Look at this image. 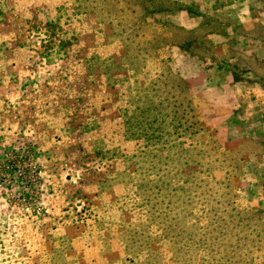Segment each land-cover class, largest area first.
<instances>
[{
  "label": "rangeland",
  "instance_id": "374dc122",
  "mask_svg": "<svg viewBox=\"0 0 264 264\" xmlns=\"http://www.w3.org/2000/svg\"><path fill=\"white\" fill-rule=\"evenodd\" d=\"M174 256L264 264V0H0V264Z\"/></svg>",
  "mask_w": 264,
  "mask_h": 264
},
{
  "label": "trees",
  "instance_id": "16d2710c",
  "mask_svg": "<svg viewBox=\"0 0 264 264\" xmlns=\"http://www.w3.org/2000/svg\"><path fill=\"white\" fill-rule=\"evenodd\" d=\"M129 7V6H128ZM136 7H143V10H139L137 9ZM134 9L140 12H144V13H147L149 12V9L146 5H134L133 6ZM142 13V14H144ZM140 18V17H139ZM143 21V19H141ZM138 24H140L141 22L140 21H137ZM137 22H135L137 24ZM163 71V70H162ZM163 72H161V75H160V78H162L163 76ZM156 81L155 82H152L145 90H144V94L145 95H148V99L146 100V104L150 105L148 107V109H146L148 112H151L149 115H147L149 117V121L151 124H156L158 125V127H160V125H165L164 127V130L163 131H159L156 135L157 137V143L158 145H167L173 141H177L179 140L180 138H182L183 136H192L194 134H197L198 133V129H196V131L190 127V126H187L185 128V130L181 133H177L176 135H174V132H169L167 130V127H168V124L171 119H173L174 117H176V111L175 109H173V111H168L166 108L169 106H165L164 107V103H168L170 99H174L173 98V95L171 96V91L173 90V87H170L168 85V83H165L163 84V87H169V90H167V93H163L165 95V97L161 96V95H157L158 93L156 92V90H154L153 88V85H155ZM183 89V88H182ZM181 89V90H182ZM188 90V88H187ZM155 92L156 94L154 95H149L148 93L150 92ZM176 91V89H175ZM189 91V90H188ZM186 93V92H185ZM190 93V91H189ZM191 96V94H190ZM185 98H188L187 97V94L186 96L184 95ZM183 97V99H181V107H186L187 109L188 108H191L192 106V102L190 101V99H188V103L189 105L185 102V98ZM163 103V104H162ZM178 105V104H177ZM192 109H193V106H192ZM189 112L191 113V109H189ZM172 113V114H171ZM191 119H194L195 117L194 116H191L190 117ZM190 119V120H191ZM172 124L174 123V119L170 121ZM182 122V118L180 117V119L178 120V124L180 125ZM197 124V123H196ZM198 126V124H197ZM181 127V125H180ZM156 134V133H155ZM158 135H161L158 136ZM153 136H154V131H153ZM155 137V138H156ZM156 140V139H155ZM154 146V145H153ZM244 228H246V225H243L242 223H240L237 227H235V230L236 231H239V230H244ZM236 234V233H235ZM238 235H240V233H238ZM237 236V235H236ZM243 238V241H244V245L243 247L246 245L247 247L250 248V246H255L253 242H250V241H247V237L246 236H242ZM239 240V238H238ZM178 245L180 246V253L182 254V256H185V255H188L189 258L191 256V254H194L195 252H199V251H202V253H204L205 250H202V249H198L192 242H190L189 244L186 243V242H181L178 243ZM207 252V251H206ZM174 253V252H173ZM196 254V253H195ZM211 254V253H210ZM174 258H176V260L178 261L179 264H187V262L185 261H189V258H178L176 256H174ZM178 258V259H177ZM203 264L204 263H209V264H242V261L240 259H237L236 261L232 262V261H229V260H226L225 262H217L215 261L214 259L211 258V260H208V259H203Z\"/></svg>",
  "mask_w": 264,
  "mask_h": 264
}]
</instances>
